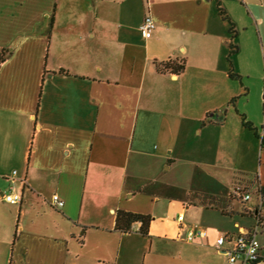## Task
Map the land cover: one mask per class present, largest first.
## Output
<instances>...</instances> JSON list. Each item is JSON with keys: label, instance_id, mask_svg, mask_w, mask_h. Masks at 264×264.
I'll return each mask as SVG.
<instances>
[{"label": "crops", "instance_id": "obj_1", "mask_svg": "<svg viewBox=\"0 0 264 264\" xmlns=\"http://www.w3.org/2000/svg\"><path fill=\"white\" fill-rule=\"evenodd\" d=\"M244 122L264 136V0H0V264H229L216 240L251 232L264 189Z\"/></svg>", "mask_w": 264, "mask_h": 264}, {"label": "built area", "instance_id": "obj_2", "mask_svg": "<svg viewBox=\"0 0 264 264\" xmlns=\"http://www.w3.org/2000/svg\"><path fill=\"white\" fill-rule=\"evenodd\" d=\"M156 25L150 13H147L139 27L142 36L145 39L151 37ZM181 65V63H179ZM17 172L12 173L11 185L7 192L3 195L5 201L11 205L20 206L23 203V194L19 192L15 185V177ZM23 183V182H22ZM233 194L241 201L248 202L251 199V188L242 184H237L233 187ZM50 203L53 207L61 209L64 202L57 194L51 197ZM251 216L254 219V226L251 232L232 234L225 233L220 235L215 244L217 252L223 253L227 256L229 264H255L263 257L260 255V245L257 241V234L261 226L264 225V198L259 190V202L254 210H251ZM178 221L181 228L183 225V217L179 216ZM207 236V232L201 228H190L185 235H178V238L189 243H193L197 238L203 239ZM231 244L230 249H224V246Z\"/></svg>", "mask_w": 264, "mask_h": 264}, {"label": "trees", "instance_id": "obj_3", "mask_svg": "<svg viewBox=\"0 0 264 264\" xmlns=\"http://www.w3.org/2000/svg\"><path fill=\"white\" fill-rule=\"evenodd\" d=\"M226 19L228 20L227 17H226ZM236 51H237V47L231 46L230 53L234 54V53H236ZM158 67H159L158 69L160 71L163 70L164 72L171 71V72L179 73L180 71L183 70V63H181V65H180V64H173L172 62L169 61V62H166L164 64L158 65ZM230 76H231V78L239 79V76L233 74L232 72H231ZM244 126L255 133V135L261 140V146L264 147V136H260L257 133L256 128L249 122H244ZM261 192H262V195L264 198V189H262ZM150 221H151L150 216L119 211L117 214L116 225H117V228L119 230L126 233V232L131 231V226L134 223L141 222L142 226H141L140 231L143 235H147Z\"/></svg>", "mask_w": 264, "mask_h": 264}]
</instances>
